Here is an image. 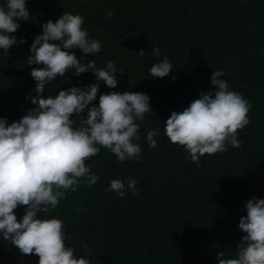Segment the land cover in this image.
<instances>
[{
  "label": "trees",
  "instance_id": "1",
  "mask_svg": "<svg viewBox=\"0 0 264 264\" xmlns=\"http://www.w3.org/2000/svg\"><path fill=\"white\" fill-rule=\"evenodd\" d=\"M6 0H0V6ZM30 17L19 20L15 33L23 44L8 53L0 49V117L18 121L35 107L30 98L36 81L28 65L29 49L41 25L55 22L63 12L80 14L82 28L102 42V50L87 55L98 68L114 61L115 89L97 81L92 72L79 76L72 71L57 77L41 94L57 95L69 87L99 84L93 102L110 91L145 93L150 108L140 125V160L119 162L101 148L86 165L100 179L88 187L66 193L57 208L42 218L64 223L66 246L90 264H218L224 251L235 258L244 233L239 229L249 199H264V0H26ZM111 10V19L106 13ZM101 29H103L101 31ZM153 47L161 55L152 54ZM144 49L141 57L137 53ZM77 58L84 56L73 49ZM167 56L173 70L153 78L150 68ZM223 69L229 90L252 104L249 124L238 130L241 147L205 154L194 163L179 145L172 144L164 125L173 111L181 112L202 91H215L210 82ZM175 77V79H173ZM92 105H89L91 107ZM83 113L82 115H86ZM72 119L79 120L75 114ZM160 129L155 149L147 141L149 130ZM138 181V195L123 198L105 191L112 179ZM78 209H82L79 210ZM19 221L24 206L14 210ZM87 243L91 254L84 251ZM36 255H24L0 235V264H38Z\"/></svg>",
  "mask_w": 264,
  "mask_h": 264
},
{
  "label": "clouds",
  "instance_id": "2",
  "mask_svg": "<svg viewBox=\"0 0 264 264\" xmlns=\"http://www.w3.org/2000/svg\"><path fill=\"white\" fill-rule=\"evenodd\" d=\"M112 15L108 10L106 19ZM29 17L26 0H6L0 6V49L8 53L13 45L26 42L9 34L20 27L17 21H28ZM84 23L80 14L63 12L55 22L50 19L41 25L42 33L35 36L28 56V65H42L30 73L36 81V95L26 98L35 107L10 124L7 118L0 117V235L22 254L38 256V264H90L89 259L75 255V249L66 246L63 221L42 218L41 214L55 210L66 193L79 189L82 180L88 187L97 183L100 177L86 165V160L99 155L101 148L121 163L138 162L142 149L137 121L142 122L145 114L152 111L147 94L127 90L100 94L96 106L93 102L99 92L98 83L42 97L45 86L68 71L76 76L90 71L110 89L117 87L115 74L125 73L117 70L111 60L102 68L96 66L95 59L82 63L88 54L95 56L102 50V42L89 36L82 28ZM73 49H79L84 56L77 58ZM137 54L143 57L146 52L140 49ZM152 54L159 57L160 49L153 47ZM173 69L164 56L151 66L150 74L164 78ZM222 77L223 69L215 70L210 78L215 91L200 92L199 98L183 111H173L164 125L168 140L183 147L197 164L205 154L224 153L228 146L241 147L238 130L250 122L251 102L229 90ZM73 114L78 121L71 118ZM159 134L158 128L146 134L152 149L157 145L154 137ZM137 183L132 178L112 179L105 191L121 198L129 191L138 195ZM18 206H24L19 221L14 213ZM245 209L247 214L240 217L238 225L244 235L236 247V256L230 258L219 251L218 264H264V199H249ZM82 247L91 254L87 243Z\"/></svg>",
  "mask_w": 264,
  "mask_h": 264
}]
</instances>
